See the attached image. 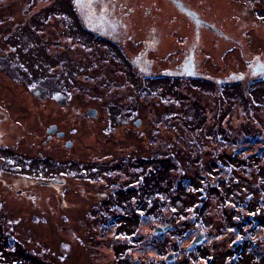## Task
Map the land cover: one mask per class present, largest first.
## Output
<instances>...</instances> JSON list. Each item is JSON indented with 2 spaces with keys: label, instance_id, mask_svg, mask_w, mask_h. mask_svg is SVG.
Instances as JSON below:
<instances>
[{
  "label": "rangeland",
  "instance_id": "obj_1",
  "mask_svg": "<svg viewBox=\"0 0 264 264\" xmlns=\"http://www.w3.org/2000/svg\"><path fill=\"white\" fill-rule=\"evenodd\" d=\"M0 54L18 80L63 92L72 80L74 106L58 120L75 128V149L45 158L66 187L12 168L35 197L0 194V232L24 230L29 254L2 244L0 259L131 264L125 239L137 255L150 226L171 223L164 251L177 247L181 264H264V0H0ZM99 175L120 188L90 180ZM113 201L125 210L112 207L106 240L101 209ZM201 229L209 238L184 255ZM118 241L128 247L115 256Z\"/></svg>",
  "mask_w": 264,
  "mask_h": 264
},
{
  "label": "flooded vegetation",
  "instance_id": "obj_2",
  "mask_svg": "<svg viewBox=\"0 0 264 264\" xmlns=\"http://www.w3.org/2000/svg\"><path fill=\"white\" fill-rule=\"evenodd\" d=\"M19 80H21V82ZM19 80L16 79L15 76H13L12 71L10 70L9 66L3 61V57L0 54V141L3 139L2 142H0V165H2L4 169L3 172H0V194H3V192H5V194L10 197L19 196L29 199L30 197H35V195H33L32 193L29 196L26 195V188H16L15 182L10 179L13 175H16L12 168L15 169L16 166L20 163L23 167H25V170H28L27 172H23L21 174L23 176H31L33 178L32 183H38L40 186L55 187L57 189H60L63 186L66 187L68 180H70L68 179L67 173L65 172L60 173L59 171L53 170L47 172L46 170L49 169L46 168L45 158L52 160L55 158L53 155H56L59 152L65 153L67 152L66 150L75 149V141L70 138L74 134L75 128L73 127L71 128V130H66L65 128L63 129L58 120V117L60 116V114H62L61 112H68V114L70 113L69 108L66 109L67 105L70 104L71 106H74L72 99L74 82L72 80H69V82H66L65 84V86L67 85L68 87L65 91L71 93L70 97L66 95L65 91L63 92L62 86H55L53 88L49 87L51 86V84L46 81H33L30 79ZM23 108H25L24 111ZM90 108L94 107H89L88 110ZM27 115L29 118L35 119H31V122L29 123V120L26 121ZM97 116V114L96 116H88L87 111L86 119L90 121L91 119L89 118H95ZM113 131L115 132L116 128H113ZM26 132L31 133V137L26 139V143L30 142V148H21V142L25 140L23 138L26 136V134H24ZM28 139L32 140L28 141ZM59 163L60 162H56V164ZM116 168L118 167H110L107 171L115 170ZM82 173L86 175L90 174L87 173V171H82ZM63 174L64 176H60ZM71 174L77 175L78 173L71 170ZM90 180H97L100 183H105L108 186L112 183L114 185L113 191L120 188V185L118 186L117 183H114V180H110L100 175L95 178H91ZM61 197H64V193H60V198ZM110 205V212L104 210L103 208L101 209V212L103 213V219L99 223L100 233L107 234L104 237L106 240H109L110 238L108 237L107 229L111 228L115 224V217L121 215L119 214V211L122 210L120 209V207L125 210V202L119 203L113 201ZM112 207L114 208L116 213V216L113 217L111 216ZM1 209L2 206L0 204V210ZM78 211L90 215L86 211H81L80 208H78ZM127 211L131 214L128 208ZM71 213L73 214L71 215L73 217L76 215H74V213H76L75 211H71ZM136 214L137 216H140L141 219L142 217L144 218L149 215L152 216L155 214V212L149 211V213H145L142 212L141 209L136 207ZM32 219L34 220L36 219V217H33ZM159 226H164V224L149 227L148 230H151L152 233L145 237L143 243H140V252L137 255H135L133 251V249L135 250L134 239L136 237L132 235L131 239H125V241H128L129 243L130 240L134 241L129 245V248L131 250L127 254V256L130 258L131 264H181V251L177 247L176 249L173 247L172 250L164 251L168 246V243L166 242V234L168 233V231L173 229L172 225L162 232L157 231V228ZM115 227L117 229H115L114 234H117V231L120 234L121 232L118 230L120 226L115 225ZM17 229L18 230L15 231L14 228H12L11 230H14V232H8L7 234H5L6 236L2 235L0 232L2 237H0V240L3 241L2 243H0V245L3 244L2 248L4 245L8 246L9 249H11L12 251H17V255H19L21 258H24L23 254H29V251L26 250L25 247V242L28 241L29 238L27 235L23 236L24 230L21 232L20 227ZM201 232L205 233V239L207 240L209 238L208 231L201 229L199 233ZM21 234L22 236H20ZM6 237L10 238L8 240V243L4 241ZM138 237L139 239L141 238L140 232H138ZM194 238L192 239L191 243H188V245H186L187 248L185 247V249L187 251L186 253H184V255L191 256L206 241L204 239L202 242L192 245ZM107 244H109V242L105 243L103 246L109 248V245ZM121 244L128 247V245L124 241H118L117 243L113 242L112 249L115 252V256L117 255L115 247L119 248L120 250ZM247 250L249 251V249ZM212 253H214V251H212ZM230 254H232L231 256H233L234 252L230 251ZM262 255L264 256V253H262ZM3 258L1 257L0 264H14L13 261L15 260ZM37 258L39 262L43 260L41 256H38ZM122 258H125V256ZM26 259H28V256ZM206 261H203V263L206 264ZM24 264L30 263L25 261Z\"/></svg>",
  "mask_w": 264,
  "mask_h": 264
},
{
  "label": "water",
  "instance_id": "obj_3",
  "mask_svg": "<svg viewBox=\"0 0 264 264\" xmlns=\"http://www.w3.org/2000/svg\"><path fill=\"white\" fill-rule=\"evenodd\" d=\"M96 114H97V109H96V108H90V109L88 110V116H96ZM140 121H141L140 119H136V120L134 121V123L137 124V125H139V124H140ZM170 226H171V223L166 224V225H164V226H159V227L157 228V231H158V232L165 231V230L168 229ZM204 239H205V233H204V232H201V233H199V234L194 238V240H193V242H192V245L198 244V243L202 242Z\"/></svg>",
  "mask_w": 264,
  "mask_h": 264
},
{
  "label": "trees",
  "instance_id": "obj_4",
  "mask_svg": "<svg viewBox=\"0 0 264 264\" xmlns=\"http://www.w3.org/2000/svg\"><path fill=\"white\" fill-rule=\"evenodd\" d=\"M249 212V211H248ZM249 233V231L246 232V234ZM247 236H244V238H242V236L240 235V240H247L248 238H246Z\"/></svg>",
  "mask_w": 264,
  "mask_h": 264
}]
</instances>
